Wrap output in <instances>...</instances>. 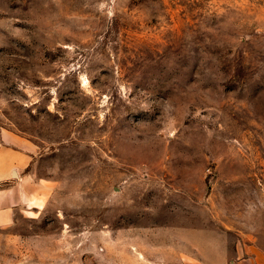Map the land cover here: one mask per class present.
<instances>
[{
    "label": "rangeland",
    "instance_id": "obj_1",
    "mask_svg": "<svg viewBox=\"0 0 264 264\" xmlns=\"http://www.w3.org/2000/svg\"><path fill=\"white\" fill-rule=\"evenodd\" d=\"M0 150V264L264 250V0H0Z\"/></svg>",
    "mask_w": 264,
    "mask_h": 264
},
{
    "label": "crops",
    "instance_id": "obj_2",
    "mask_svg": "<svg viewBox=\"0 0 264 264\" xmlns=\"http://www.w3.org/2000/svg\"><path fill=\"white\" fill-rule=\"evenodd\" d=\"M23 160L25 157L18 150H0V171L14 170L23 164ZM223 257L219 264H230L231 261L237 264H264V250L258 246L256 237L247 232L240 235L232 252L228 248L224 251Z\"/></svg>",
    "mask_w": 264,
    "mask_h": 264
}]
</instances>
